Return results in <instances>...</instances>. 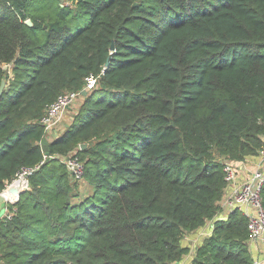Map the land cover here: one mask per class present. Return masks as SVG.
<instances>
[{"label":"trees","instance_id":"obj_1","mask_svg":"<svg viewBox=\"0 0 264 264\" xmlns=\"http://www.w3.org/2000/svg\"><path fill=\"white\" fill-rule=\"evenodd\" d=\"M90 75L43 150L46 107ZM2 79L0 192L40 166L0 217V264H181L225 161L263 144L264 0H0ZM202 237L187 264H255L239 209Z\"/></svg>","mask_w":264,"mask_h":264},{"label":"built area","instance_id":"obj_2","mask_svg":"<svg viewBox=\"0 0 264 264\" xmlns=\"http://www.w3.org/2000/svg\"><path fill=\"white\" fill-rule=\"evenodd\" d=\"M97 84V77L90 75L85 78L84 86L78 91H65L60 93L55 100H53L45 109L44 114L40 118V123L46 133L53 132L57 126H60L64 114L67 110L76 102L81 96L82 90H89L95 87ZM64 161L67 170L71 173L75 180H81L83 178L84 164L82 159L76 153L75 150L69 152L67 155H60ZM258 162L254 169H251L247 173V177L238 182L233 183L234 178L240 169H247V161L241 160H226L224 164L225 179L227 181L226 187L231 184V189L225 188L223 196L219 201V209L215 213L214 217L209 220L207 228L199 235H207L213 228L215 220L225 219L229 212L234 209H239L247 218V227L249 230L248 242H254L261 244L264 251V206L261 202V190L264 184V138L263 144L257 154ZM40 166V163L35 166L22 167L13 178V180L7 185L14 186L17 182L18 191H23L29 187L28 175ZM18 199L15 194L14 199H8V202H15ZM8 213V207L5 214ZM255 264H261V260L255 259Z\"/></svg>","mask_w":264,"mask_h":264},{"label":"crops","instance_id":"obj_3","mask_svg":"<svg viewBox=\"0 0 264 264\" xmlns=\"http://www.w3.org/2000/svg\"><path fill=\"white\" fill-rule=\"evenodd\" d=\"M66 115H67V113L64 114V117H63V119L64 118L67 119V122L63 124L64 126L63 125H60V129H59V126H57L55 129H53V132H54L53 135H54V137H55V135L56 136L58 135V132L61 129H64L69 124L68 122L70 121V117L69 118L68 117L66 118ZM51 138L52 137H48L46 139L48 141ZM244 159L247 161V169L245 171L242 170V169H240L238 171L237 175L235 176L233 183H238V182L244 180L247 177L248 171L251 170V169H254L256 167V165H257V162H258V156L257 155L248 156V157H246ZM230 185L231 184H229L226 187V189L228 188L227 190H230L231 189L232 186H230ZM7 203H8V201H3V202L0 203V211H1L0 212V217L5 214V211H6V208H7ZM208 223H209V221H208ZM207 224L203 228L197 229V230H195V231L192 232V235L191 236H194V238L195 237H198L195 240V241H197V243H199L201 241V239L203 238L201 235H199V232H202L205 228H207ZM185 244H187V243H185ZM187 245H189V244H187ZM248 245H249L250 252H251V255L253 257V260L259 259V260H261V264H264V251H263V248H262L261 244H259L257 242L256 243H254V242H252V243L251 242H248ZM194 248H195V246H194ZM193 254H194V249H190L189 254L186 255L182 259L181 264H187L189 262V260L192 258Z\"/></svg>","mask_w":264,"mask_h":264},{"label":"rangeland","instance_id":"obj_4","mask_svg":"<svg viewBox=\"0 0 264 264\" xmlns=\"http://www.w3.org/2000/svg\"><path fill=\"white\" fill-rule=\"evenodd\" d=\"M81 99H82V97L80 96L77 100H76V102L67 110V115H66V118L68 117H70V121H71V116H72V113H74L75 111H76V109H77V107H78V105H79V103L81 102ZM70 121L68 122V123H70ZM67 122V119H63L62 120V122H61V124L60 125H63L64 123H66ZM64 126V125H63ZM59 129H60V126H59ZM62 130V131H61ZM59 132H58V134H60L61 132H63V129H61ZM53 133L54 132H50V133H46V138H48V137H54V135H53ZM56 136V135H55ZM47 140V139H46ZM45 144H47L46 142H45ZM43 145H44V143H43ZM80 184H81V189H82V191H84V192H90L91 191V186L89 185V184H85V185H83L82 183H83V178L81 179V180H79L78 181ZM7 187V186H6ZM6 187H5V189H6ZM192 235V232H191V234L190 233H188L187 235H185L184 237H183V242L184 243H187V244H189L190 246V248L191 249H193L194 248V246H195V244H197V241H195L198 237H195L194 238V236H191ZM190 238V239H189Z\"/></svg>","mask_w":264,"mask_h":264},{"label":"water","instance_id":"obj_5","mask_svg":"<svg viewBox=\"0 0 264 264\" xmlns=\"http://www.w3.org/2000/svg\"><path fill=\"white\" fill-rule=\"evenodd\" d=\"M26 23H27V24H32V21H31L30 19H27V20H26ZM113 48H114V44L111 43V44H110V49H113ZM105 64H106V65L108 64V60L106 61ZM4 87H5V80L2 79V80L0 81V95H1V93H2V91H3V89H4ZM85 92H86V90H82V93H85ZM42 142L44 143V145H43V150H47L48 145L45 144V142H46V138H45V137L42 139ZM84 146H85V143L80 144V147H81V148L84 147ZM9 188H10L12 191L14 190L13 192L16 193L17 197H19L20 193L22 192V190H21V191H18V190H17L16 188H14L13 186H9ZM3 201H8V199L5 197L4 190H2V191L0 192V203L3 202ZM0 212H1V211H0Z\"/></svg>","mask_w":264,"mask_h":264},{"label":"bare ground","instance_id":"obj_6","mask_svg":"<svg viewBox=\"0 0 264 264\" xmlns=\"http://www.w3.org/2000/svg\"><path fill=\"white\" fill-rule=\"evenodd\" d=\"M18 183L16 182L15 184H14V188H16L17 189V185ZM18 190V189H17ZM14 191V190H13ZM10 188H8L7 190H4V194H5V197L7 198V199H14V197H15V192H13Z\"/></svg>","mask_w":264,"mask_h":264}]
</instances>
